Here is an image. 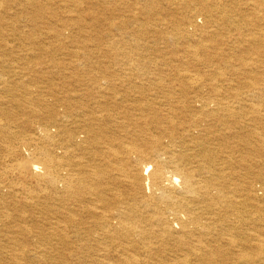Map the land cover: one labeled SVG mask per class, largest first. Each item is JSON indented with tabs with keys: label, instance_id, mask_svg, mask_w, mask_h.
Segmentation results:
<instances>
[{
	"label": "bare ground",
	"instance_id": "1",
	"mask_svg": "<svg viewBox=\"0 0 264 264\" xmlns=\"http://www.w3.org/2000/svg\"><path fill=\"white\" fill-rule=\"evenodd\" d=\"M0 264H264V0H0Z\"/></svg>",
	"mask_w": 264,
	"mask_h": 264
}]
</instances>
